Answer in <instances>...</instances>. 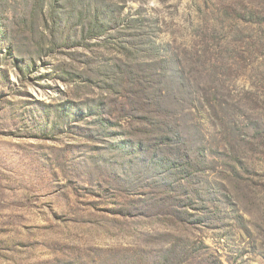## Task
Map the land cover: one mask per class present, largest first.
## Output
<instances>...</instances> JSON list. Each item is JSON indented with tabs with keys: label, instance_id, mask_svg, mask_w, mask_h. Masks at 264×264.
Returning a JSON list of instances; mask_svg holds the SVG:
<instances>
[{
	"label": "rangeland",
	"instance_id": "374dc122",
	"mask_svg": "<svg viewBox=\"0 0 264 264\" xmlns=\"http://www.w3.org/2000/svg\"><path fill=\"white\" fill-rule=\"evenodd\" d=\"M67 4L0 0V264H264V0H121L98 35ZM137 40L186 181L129 99Z\"/></svg>",
	"mask_w": 264,
	"mask_h": 264
},
{
	"label": "trees",
	"instance_id": "16d2710c",
	"mask_svg": "<svg viewBox=\"0 0 264 264\" xmlns=\"http://www.w3.org/2000/svg\"><path fill=\"white\" fill-rule=\"evenodd\" d=\"M120 1L117 0L116 3H113L107 0H70V6L67 4V12L70 15H76L75 26L90 31L91 34L89 35L103 34L106 29L111 28V26L108 27L109 25L116 26L120 23L122 9L119 4ZM55 2L57 0H53V5ZM157 49V45L151 41L147 46H142L138 40L129 42V57L147 56L151 58V61L143 60L142 63L129 65L127 79L124 82L129 83V99L140 96L141 100L144 99L147 106L150 107L147 110L150 114L145 121V124L150 128L144 130L142 134L150 136L148 138L149 145H152L148 149L150 152H154L153 144L160 146L158 159L151 162L156 166H162L163 171L168 172L169 175L177 176L176 174H178L181 182L190 178L193 164L179 135L175 133L169 121L166 120V114L161 111L162 109L159 115L157 114V108L161 106L159 100L162 95L158 85L161 83V76H163L160 71V62H154L152 59L157 57L155 56ZM121 80L125 79L121 78ZM136 143L142 144V140L138 139Z\"/></svg>",
	"mask_w": 264,
	"mask_h": 264
}]
</instances>
